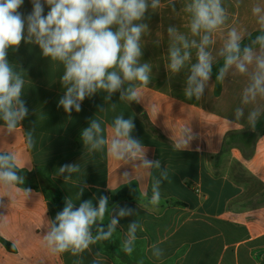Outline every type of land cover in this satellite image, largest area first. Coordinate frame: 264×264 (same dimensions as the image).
<instances>
[{
    "label": "crops",
    "instance_id": "crops-1",
    "mask_svg": "<svg viewBox=\"0 0 264 264\" xmlns=\"http://www.w3.org/2000/svg\"><path fill=\"white\" fill-rule=\"evenodd\" d=\"M162 2L165 6L154 13L159 19L152 21L151 13L150 19L144 21L148 32L157 30L158 34L154 40L149 39L148 33L142 37L141 62L152 68L147 86L133 82L141 88L144 98L140 103L120 100L118 92L106 102V93L100 92L86 98L79 113L73 110L69 115L58 107L64 94L60 83L63 65L43 57L34 44L22 41L18 50H8L9 62L26 81L22 99L29 114L14 133L0 128V152L14 153L19 170L36 174L47 185H0V264H92L97 252L102 257L101 264H123L103 241L79 256L49 251L42 225L45 218L54 219L61 211L48 196L50 189L70 197L77 207L89 199L98 206V197L105 195L109 197V210L116 205L133 209L134 214L120 219L109 239L113 248L121 249L128 225L138 222L142 230H137L131 257L163 264L186 247L183 258L196 255L197 264H226L225 259L227 264H261L257 256L264 255V134L247 124L254 106L241 103L242 88L219 85L213 73L200 100L184 95L186 80H182L187 79V67L175 74L166 67L167 28L174 24L166 0ZM187 2L176 0L175 9L181 17H176L175 22L179 21L192 38L190 17L183 10ZM31 10L30 0H24L19 11L26 16ZM48 11L45 4L44 14ZM191 62H195L194 50ZM170 78L179 81L169 84ZM101 107L105 109L102 112ZM238 107L244 110L242 127H233L228 121H235ZM121 114L126 119L133 118L132 136L145 145L149 159L160 160V170L153 168L147 175L143 169L135 170L131 162L121 164L107 150L89 152L83 145L81 131L91 119L101 121L105 136L110 139L112 121ZM186 127L191 128L194 139L180 151L174 146L175 140ZM28 131L33 134L32 147L26 142ZM72 163L79 164V173L69 179L65 178L67 173L58 174L60 166ZM164 169L168 179L161 181L160 201L152 205V182L160 178ZM125 171L132 174L130 185L122 178ZM24 188L32 190L28 198ZM80 188L83 193L78 200ZM123 189L134 196L115 198ZM104 219L106 227L109 216L106 214ZM240 239L244 244L238 243L233 251L232 241ZM153 244L164 250L159 260L152 256ZM244 245L249 246L247 254Z\"/></svg>",
    "mask_w": 264,
    "mask_h": 264
},
{
    "label": "clouds",
    "instance_id": "clouds-1",
    "mask_svg": "<svg viewBox=\"0 0 264 264\" xmlns=\"http://www.w3.org/2000/svg\"><path fill=\"white\" fill-rule=\"evenodd\" d=\"M176 0H166V6L175 11ZM32 10L26 16L19 11L24 0H0V128L14 133L28 116L29 109L22 99L25 79L7 58L8 50H18L23 41L39 47L43 57L63 65L60 83L64 89L58 101L65 113L71 115L82 110V102L95 94L103 92L105 101L119 93L120 100L140 103L144 98L136 83L147 86L151 80V65L141 62L143 56L142 37L148 31L146 19L151 13L160 11L165 3L162 0H30ZM49 11L44 14V5ZM189 14V30L192 38L169 26L167 69L180 73L187 67L188 75L184 95L188 99L200 100L213 73V64L223 60L217 70L216 81L223 83L230 70L247 76L248 83L243 88L241 103L253 105L248 113L247 124L256 129L264 108L259 100H264V6L255 4L252 13L259 25L258 35L252 38L246 29L230 27L222 37L218 49L213 35L225 26L228 15L223 0H188L184 9ZM249 42L244 43L245 37ZM195 51V62L193 60ZM215 50V54H214ZM113 109L115 104L112 105ZM100 108L99 111H104ZM243 108L235 109V121H228L233 127H242ZM135 123L130 116H116L111 124V138L105 136L101 121L91 119L88 127L81 131V141L89 152L107 150L121 164L132 163L135 170L143 169L151 175V169L160 170V160L147 156V149L141 140L132 136ZM194 139L191 128L182 130L175 140V148L186 149ZM26 142L34 145L32 131H28ZM138 161V163H136ZM58 174L80 172L78 163L64 164ZM131 173L125 171L122 178L131 184ZM168 179V171H160V178L152 182L150 203L160 201L162 180ZM24 184V177L17 171L16 157L11 152H0V185L11 187ZM110 189V188H109ZM31 189L24 188L28 198ZM83 193L80 188L77 199ZM109 197H98V206L91 199L76 203L68 197L62 211L54 219L45 218L42 227L46 229L43 240L53 254L71 253L79 256L91 251V246L109 240L116 232L120 219L131 216L134 210L116 205L109 210ZM0 206L3 202L0 201ZM109 216L106 227L105 215ZM95 227V234L93 228ZM142 226L134 221L128 225L122 250L131 255L137 240V230ZM15 247V244H13ZM152 256L159 260L164 250L158 245L151 246ZM92 264H101L96 253ZM142 264V262H141Z\"/></svg>",
    "mask_w": 264,
    "mask_h": 264
},
{
    "label": "rangeland",
    "instance_id": "rangeland-1",
    "mask_svg": "<svg viewBox=\"0 0 264 264\" xmlns=\"http://www.w3.org/2000/svg\"><path fill=\"white\" fill-rule=\"evenodd\" d=\"M162 1H165V0H162ZM223 4L227 10L228 20L225 26H223L221 30H218L217 33L213 35V39L216 40L217 42L216 49L219 48L223 35L226 33V30L230 27H237L238 29H241V30L246 29L247 32L251 33V35L258 32L259 25L257 24L256 17L252 13V7L255 4H261L262 6H264V0H223ZM167 8L170 14L172 15L171 17H169L172 19V23L174 24L172 26L177 27L180 32L186 35H189L188 31H184L180 27L179 21L177 24L175 22L176 17H178V19H180L181 17V15L178 13L179 11H177L176 9L175 11H172L171 6H167ZM152 18H153L152 21H156L159 19V16L152 13ZM157 34H158L157 30H151L150 32H148V35L150 38L148 37V35H147V38L154 40L155 38H157ZM167 37H168V33H167ZM245 38H247V36ZM169 43L170 42H169V37H168V45ZM214 54H215V50H214ZM222 64H223L222 59H218L217 62L213 64V74L215 75L217 74V70L220 66H222ZM177 80L179 81V79L170 78L168 79V82L169 84L174 85L177 82ZM185 80L186 79H183L182 81H185ZM223 83H225L227 86H229L232 89L234 88L243 89L248 83V78L245 75H242V74L234 72L233 70H230L229 73L226 75ZM220 84L222 83H219V85ZM260 105L262 107V105H264V101H262ZM263 129H264V113L259 118L255 131L261 133V130ZM243 241L244 240L242 239L233 240L230 245L231 247H233L232 250L234 251L238 243L240 246H242L244 244ZM253 245L254 244H251L250 247H253ZM248 247L249 246L244 245V248H245L244 251L246 254H247V250H249ZM180 251L182 252L181 254L171 256V258L167 260L165 264H197V260L195 258L196 255H187L185 256L186 258H183V256L185 255L184 252L187 251L186 247H184L182 250L180 249ZM205 258H207V256H205ZM257 259L261 260L260 261L261 264H264V255L262 257L258 255ZM140 260L144 261L143 259H140ZM225 263L227 264V259H225Z\"/></svg>",
    "mask_w": 264,
    "mask_h": 264
},
{
    "label": "trees",
    "instance_id": "trees-1",
    "mask_svg": "<svg viewBox=\"0 0 264 264\" xmlns=\"http://www.w3.org/2000/svg\"><path fill=\"white\" fill-rule=\"evenodd\" d=\"M256 35H258V32L252 34V38H254ZM249 40H248V37L245 38L244 40V43H248ZM261 133L264 134V129L261 130ZM17 171L19 172V174L21 176L24 177V184L27 185V186H31V187H37L39 182L42 184V185H47V182L45 180H42L40 178L37 177L36 174L34 173H26V172H23L21 170H19L17 168ZM48 196L53 199L59 209L62 211L63 207H64V204H65V197L62 195V193L58 190H49L48 192ZM125 196H129L130 198H132V194H128V190L127 189H123L118 195L115 196V198H121V197H125ZM93 233L95 234V227L93 228ZM105 245H107V248L109 250H114V257L116 258H119L120 262L123 263V264H151V263H148L147 261H141L140 259L141 258H134V257H131L129 254L125 253L122 248H113L112 244L109 242V240H105L103 241ZM165 264V263H163Z\"/></svg>",
    "mask_w": 264,
    "mask_h": 264
}]
</instances>
